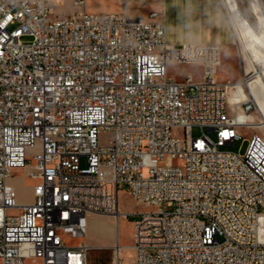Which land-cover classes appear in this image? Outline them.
Listing matches in <instances>:
<instances>
[{
	"label": "built area",
	"instance_id": "obj_1",
	"mask_svg": "<svg viewBox=\"0 0 264 264\" xmlns=\"http://www.w3.org/2000/svg\"><path fill=\"white\" fill-rule=\"evenodd\" d=\"M86 6L0 0L1 264H86L87 217L120 216L121 185L151 208L125 214L135 264H264V135L229 112L221 47L170 43L159 12ZM195 64L199 79L169 73ZM239 140L244 153L221 149ZM15 170L35 183L29 204Z\"/></svg>",
	"mask_w": 264,
	"mask_h": 264
},
{
	"label": "crops",
	"instance_id": "obj_2",
	"mask_svg": "<svg viewBox=\"0 0 264 264\" xmlns=\"http://www.w3.org/2000/svg\"><path fill=\"white\" fill-rule=\"evenodd\" d=\"M89 1L87 0L86 6L89 13L125 12L132 19H148L151 13L159 12L161 14L159 19L167 29V39L173 44L211 43L222 47L231 43L227 22L220 11L217 0H96L92 3ZM100 217L99 215L87 217L86 239L88 236L99 237L106 233L108 228L99 226L98 218ZM128 226L126 228L120 227L118 230L111 228L113 234L108 238H113L115 242L113 246L115 257L112 260L93 250V246L84 242L88 246L86 264H116L117 257L120 258L121 256V251L126 254L129 250L134 249L133 233L130 231V227L128 230ZM122 240H126L128 244L121 245ZM100 248L105 247L101 246ZM135 259L136 254L134 264ZM28 263L40 264L38 260L34 259L28 260Z\"/></svg>",
	"mask_w": 264,
	"mask_h": 264
},
{
	"label": "rangeland",
	"instance_id": "obj_3",
	"mask_svg": "<svg viewBox=\"0 0 264 264\" xmlns=\"http://www.w3.org/2000/svg\"><path fill=\"white\" fill-rule=\"evenodd\" d=\"M95 1L96 0H90L89 3H92ZM226 2L230 6L232 5L235 6V12L238 13L239 18H241L245 23L249 24L254 30V32L256 33L264 32V27L259 24L254 13H251L252 12L251 3H253L252 0H226ZM63 8H64V5L58 6V9L60 10ZM67 9L71 11L72 10L71 5ZM23 40H29V38H24ZM220 49H221L220 50L221 66L218 68L217 76L220 81H223V82L231 81L234 87V91L231 94L230 100H229V104H230L229 112L233 110V106L231 108V102H234L238 106L237 108L238 115L240 112H242L241 113L242 115H251L250 120L252 122L254 123L259 122L261 117L259 113L257 112L255 104L251 101L245 85L242 83L244 78L248 79L250 78L251 75L249 74L244 75L242 60L239 54V50H238L237 45L232 41V37H231V43L227 46H222ZM169 73L171 75H175L178 80H182L184 76L189 73L194 74L195 78L199 79L203 73V69L200 65H197V64L180 65V66L172 65L169 67ZM178 73H181V75H179ZM249 101H251V103L250 104L248 103L247 105L248 109H242L241 104L247 103ZM262 129L263 128L259 129L256 127L249 126L246 129H241V132L244 133L249 138V136L254 135V134H263L262 131H264V129L263 130ZM192 134L195 137H198L201 135V131L198 128H194ZM179 135L182 136V133L179 132ZM209 136L212 139H215L214 133H209ZM247 147H248V141L239 140L234 145H229L221 149L234 151V152L239 151L240 153H244L247 150ZM85 165H86V162L85 160H83L82 166L85 167ZM9 182L13 184L18 191V203L19 204H29L33 201V187L35 183L29 178L25 170H15ZM120 189L122 190L121 192L122 195H120L121 209L125 211H136V210L139 211V209L142 210L144 208L141 205V203L134 201V199L125 192L124 185H121ZM162 208L166 209V206L163 205ZM99 216H106V218H108L109 221H114L115 220L114 218L116 217V216L113 217V216H107V215H99ZM130 220H124V221L126 222V224L128 223L127 226L129 225L128 230L130 227V231L133 233V226ZM106 230H107L106 233L103 234V236L105 237L103 236L98 237L95 235L88 236L87 239L86 237L84 238L85 241L83 239V242H85L87 245L93 246L94 247L93 250L102 253L103 256L112 260L115 257V250L113 248V246L115 245V242L113 238H108V237L111 236V234H113V231H111L110 227H108V229ZM127 244L128 243L126 242V240L121 241V245H127ZM101 246L105 248H100ZM134 258H135V252H134V249H131L126 254L123 253V251H121V256L118 260L122 264H134Z\"/></svg>",
	"mask_w": 264,
	"mask_h": 264
},
{
	"label": "bare ground",
	"instance_id": "obj_4",
	"mask_svg": "<svg viewBox=\"0 0 264 264\" xmlns=\"http://www.w3.org/2000/svg\"><path fill=\"white\" fill-rule=\"evenodd\" d=\"M252 12L256 16L259 24L264 27V0H252ZM221 13L226 19L228 30L231 34L232 41L237 45L239 54L242 60L244 75H251L250 78H244L242 83L245 85L248 95L251 101L255 104L257 112L261 119L259 122L254 123L250 120L251 115H242L240 112L238 115L237 104L231 102L230 112L234 117L235 123L239 129H246L250 127L263 128L264 129V32L256 33L252 27L245 23L237 12H235V6L228 5L226 0H217ZM250 6V7H251ZM234 13V14H233ZM241 17V16H240ZM256 20V21H257ZM248 101V100H247ZM230 106V104H229ZM262 129V130H263ZM263 135H264V131ZM122 194V193H121ZM120 194V195H121ZM135 201V200H134ZM138 202V201H136ZM140 203V202H139ZM144 207L139 211H149L151 208L143 203ZM138 211V210H136ZM120 217H115L114 221H109L106 216L98 218L99 226L101 228H113L119 229L126 228V222L124 221L127 211H122L120 207ZM113 216L114 215H107ZM87 235V233H86ZM258 235L261 240H264V216L260 218L258 223ZM86 237V236H85ZM133 243H134V231H133ZM88 248V246H87ZM134 248V247H133ZM119 257H117L116 264H119ZM122 264V263H121Z\"/></svg>",
	"mask_w": 264,
	"mask_h": 264
},
{
	"label": "water",
	"instance_id": "obj_5",
	"mask_svg": "<svg viewBox=\"0 0 264 264\" xmlns=\"http://www.w3.org/2000/svg\"><path fill=\"white\" fill-rule=\"evenodd\" d=\"M117 218H119L120 216L119 215H116Z\"/></svg>",
	"mask_w": 264,
	"mask_h": 264
}]
</instances>
